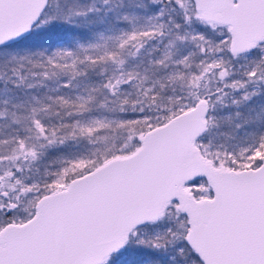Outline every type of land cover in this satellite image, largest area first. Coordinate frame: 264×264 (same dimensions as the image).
<instances>
[{
	"label": "snow or ice",
	"instance_id": "obj_1",
	"mask_svg": "<svg viewBox=\"0 0 264 264\" xmlns=\"http://www.w3.org/2000/svg\"><path fill=\"white\" fill-rule=\"evenodd\" d=\"M0 264H264V0H0Z\"/></svg>",
	"mask_w": 264,
	"mask_h": 264
}]
</instances>
